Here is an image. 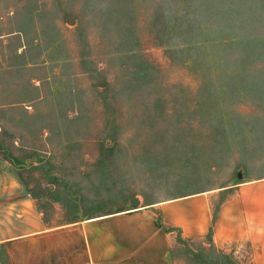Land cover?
<instances>
[{"label": "rangeland", "instance_id": "obj_1", "mask_svg": "<svg viewBox=\"0 0 264 264\" xmlns=\"http://www.w3.org/2000/svg\"><path fill=\"white\" fill-rule=\"evenodd\" d=\"M10 30L0 189L66 219L202 196L264 226V0H0ZM172 239L175 264H257L248 235Z\"/></svg>", "mask_w": 264, "mask_h": 264}, {"label": "crops", "instance_id": "obj_2", "mask_svg": "<svg viewBox=\"0 0 264 264\" xmlns=\"http://www.w3.org/2000/svg\"><path fill=\"white\" fill-rule=\"evenodd\" d=\"M15 34L2 31L0 41L5 43L6 37ZM10 192L13 198L6 199ZM177 199L66 219L42 209L30 194L2 188L0 264H175V231L187 237L211 232L218 247L248 235L253 239V259L264 264V226L242 222L241 203H223L214 218L205 197L187 205Z\"/></svg>", "mask_w": 264, "mask_h": 264}, {"label": "water", "instance_id": "obj_3", "mask_svg": "<svg viewBox=\"0 0 264 264\" xmlns=\"http://www.w3.org/2000/svg\"><path fill=\"white\" fill-rule=\"evenodd\" d=\"M138 202H139V200H138V199H134V200H133V203H134V205H137V204H138Z\"/></svg>", "mask_w": 264, "mask_h": 264}]
</instances>
